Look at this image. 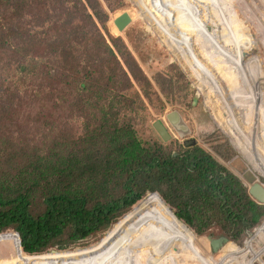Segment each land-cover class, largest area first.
I'll list each match as a JSON object with an SVG mask.
<instances>
[{"label":"trees","instance_id":"obj_1","mask_svg":"<svg viewBox=\"0 0 264 264\" xmlns=\"http://www.w3.org/2000/svg\"><path fill=\"white\" fill-rule=\"evenodd\" d=\"M123 2L0 0V234L9 249L0 264H168L171 254L185 258L171 249L180 237L213 264L193 238L215 228L230 239L217 264L237 250L227 264H251L254 256L238 243L261 222L264 206L242 179L196 141L180 144L176 155L146 142L128 117L142 96L131 92L134 83L151 82L122 36L109 31L110 13ZM174 3L191 13L186 0L136 1L170 49ZM156 80L162 90L161 82H174L167 73ZM246 100L253 109L234 134L254 131L233 140L261 174L264 106L252 103L253 93ZM70 117L82 119L80 129ZM121 219L107 239L73 249ZM259 250L263 256L264 245Z\"/></svg>","mask_w":264,"mask_h":264},{"label":"rangeland","instance_id":"obj_2","mask_svg":"<svg viewBox=\"0 0 264 264\" xmlns=\"http://www.w3.org/2000/svg\"><path fill=\"white\" fill-rule=\"evenodd\" d=\"M123 1L121 8L110 13L109 31L114 36H122L151 82V85L145 86V88H143L142 83L139 85L134 83L131 89V92L138 90L139 94L142 95L141 99H136L137 102L132 105L133 108L128 113V117L131 118L138 134L146 142L159 141L170 150H174L175 153L185 140L194 139L239 176L247 187L256 180L264 183V170L261 171V175L242 154L233 140L235 139L233 137L234 131L247 126L246 124L237 125L238 121L244 119L248 111L253 109V106L248 109L249 101L246 100V97H250L253 93L258 100H252V103L259 101L264 106V99L255 87H258L255 77L259 78L260 83L264 85V0H226L235 16L227 11V7L225 8L220 3H214L215 0H208L212 9L204 0H186L188 3L187 10L191 12L189 14L178 13L177 3H174L170 19L176 30L172 35L174 43L171 49L163 41L160 33L153 31L148 25L139 6H136L137 0ZM124 11L129 12L132 21L123 32L117 31L115 33L113 31L114 18ZM220 24L226 32L222 30ZM226 34L231 35L239 43L244 55L250 60L248 68L249 71L252 70L253 81L249 73L244 71L241 62L232 49V45L228 46L225 39ZM173 52L177 55H174ZM185 52L189 55H185ZM182 59L187 61L189 67L182 64ZM205 66H211L212 70L210 67L205 68ZM159 73H167L168 76H173L174 82H171L170 85L161 82L165 86V90H162L161 84L157 83L156 79ZM263 85H261V89L264 88ZM198 88L201 89L202 94L199 93ZM164 91L172 93L167 95ZM195 95H198V100L194 105ZM211 102L218 105L216 108L220 106L227 109L226 117L230 119L228 122L224 124L219 120L217 110H213L210 106ZM246 108L247 111L242 116ZM226 109L224 110L226 111ZM172 110H178L182 114L191 130L184 137L175 131L166 118L167 113ZM70 112L71 110L67 108L60 114L66 116ZM259 116V124L261 128H264L263 115ZM157 120H164L168 124L172 134L170 140H163L154 128L153 124ZM250 120L252 121L253 118ZM67 121L78 129L82 126V119L80 118L70 117ZM256 139L264 147V138L257 135ZM246 144H249L248 141ZM253 150L258 156H260L258 153L260 150L264 151L262 148ZM123 219L115 222L109 228L110 230L88 238L84 244L73 249L91 246L105 234L107 239L112 234L114 226ZM263 223L264 216L261 222L255 226L256 228L254 227L250 232L255 231ZM219 233L218 229L215 228L212 230L211 236L217 237ZM248 235L246 233L238 245L242 244L240 246H243L245 243V246L254 256L251 257L255 259L256 256L258 260L257 251L261 256L259 247L264 245V238H258L255 242ZM207 237L208 235H203L193 239L198 240L201 250L211 259L213 264H217L215 254L222 244L214 243ZM177 241L171 243V249L184 254L185 258L174 256L175 253L171 258V254L168 264H179V261L183 264H209L206 262L209 261L208 258L199 257L194 250L192 252L188 250V245L184 239L180 237ZM250 241L255 243L256 253L249 247ZM261 258L264 260V255ZM254 259H251V264H260Z\"/></svg>","mask_w":264,"mask_h":264},{"label":"water","instance_id":"obj_3","mask_svg":"<svg viewBox=\"0 0 264 264\" xmlns=\"http://www.w3.org/2000/svg\"><path fill=\"white\" fill-rule=\"evenodd\" d=\"M131 21H132V17L127 11H124L123 13L119 14L117 17L114 18V24L117 26L120 32H123L124 29L127 27V25L131 23ZM197 100H198V95H195L193 99L194 105L197 103ZM166 118L180 136L184 137L190 133L191 130L188 124L186 123L182 114L178 110H172L168 112ZM153 125L163 140L168 141L171 139L172 134L169 130L168 124L164 120H157L156 122H154ZM189 142L194 143L195 140L188 139L185 140L184 143L187 144ZM176 154L177 153H174V155ZM248 193L257 203L261 205L264 204V183L260 182L259 180H256L255 182H253L248 186ZM247 233L250 234L251 232L248 231ZM4 235L5 233L0 234V257H5L9 254V249L6 244ZM13 235L17 238L18 244L21 246V240L19 234L17 232H13ZM207 238L210 241L219 244H223L230 240L227 236H220V237L208 236Z\"/></svg>","mask_w":264,"mask_h":264},{"label":"bare ground","instance_id":"obj_4","mask_svg":"<svg viewBox=\"0 0 264 264\" xmlns=\"http://www.w3.org/2000/svg\"><path fill=\"white\" fill-rule=\"evenodd\" d=\"M207 4H208V7L209 8H211L212 9V5L210 4V2L208 1V0H204ZM214 3H220L221 5H223L226 9H227V11L232 15V16H235V15H233V11H232V9L228 6V4H227V2H226V0H224V1H221V0H215V2ZM213 13H214V11H213ZM148 25L150 26V24L148 23ZM220 27L222 28V30L224 31V32H226V30L222 27V25L220 24ZM153 30V29H152ZM154 31V30H153ZM155 33V32H154ZM226 42H227V44H228V46L229 45H232V49H233V51L235 52V54L237 55L236 57L239 59V61L241 62V65H242V67L244 68V71H247L248 73H249V76H250V78H251V80L253 81V78H252V70H250L249 71V59L247 58V56L246 55H244V53H243V51L241 50V48H240V46H239V43L231 36V35H228V34H226ZM231 48V47H230ZM245 58V59H244ZM244 59V60H243ZM256 78V80H257V85H258V87L257 86H255L256 87V90L258 91V92H260V94L262 95V98L264 99V92H263V89H261L262 88V86L261 85H263V83H260V79L259 78H257V77H255ZM264 86V85H263ZM260 87V88H259ZM199 89V88H198ZM202 91H201V89H199V93L200 94H202L201 93ZM253 131H245V132H243V133H240L238 136H240V135H247V134H250V133H252ZM236 136L237 135H234L233 137L234 138H236ZM186 233V232H185ZM187 234V233H186ZM249 237H251L255 242L258 240V238H264V223H263V225H261V226H259V228H257L255 231H252L249 235H248ZM249 247L252 249V251L254 252V253H256V247H255V243H252L251 241H250V243H249ZM238 251H240V250H237L234 254H233V256L226 262V263H224V264H227L228 262H230L231 261V259L232 258H234L235 257V255L238 253ZM204 253V252H203ZM257 256H258V262L260 263V264H264V260L261 258V256H260V254L258 253V251H257ZM255 258L257 259V257L255 256Z\"/></svg>","mask_w":264,"mask_h":264},{"label":"flooded vegetation","instance_id":"obj_5","mask_svg":"<svg viewBox=\"0 0 264 264\" xmlns=\"http://www.w3.org/2000/svg\"><path fill=\"white\" fill-rule=\"evenodd\" d=\"M210 106L213 108V110H215V109L217 110V113L219 115V120L221 122H223L225 124L226 122H228L230 120L229 117H226V114H227V109L226 108H223V107H220V106L218 108H216L218 105L216 103H212V102L210 103ZM224 109H226V111ZM246 111H247V108L243 111L242 116L244 115V113ZM250 131H254V130H250ZM241 133H243V132H241ZM239 134L240 133H235L234 135L238 136Z\"/></svg>","mask_w":264,"mask_h":264}]
</instances>
